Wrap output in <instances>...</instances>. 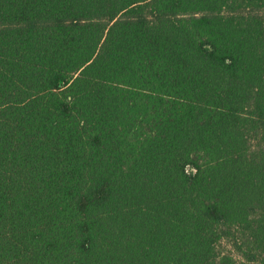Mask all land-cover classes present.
I'll use <instances>...</instances> for the list:
<instances>
[{"label": "trees", "instance_id": "1", "mask_svg": "<svg viewBox=\"0 0 264 264\" xmlns=\"http://www.w3.org/2000/svg\"><path fill=\"white\" fill-rule=\"evenodd\" d=\"M0 264H264V0H0Z\"/></svg>", "mask_w": 264, "mask_h": 264}]
</instances>
